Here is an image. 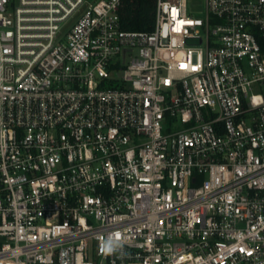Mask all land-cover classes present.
<instances>
[{
	"label": "built area",
	"instance_id": "built-area-1",
	"mask_svg": "<svg viewBox=\"0 0 264 264\" xmlns=\"http://www.w3.org/2000/svg\"><path fill=\"white\" fill-rule=\"evenodd\" d=\"M0 0V264H264V0Z\"/></svg>",
	"mask_w": 264,
	"mask_h": 264
},
{
	"label": "trees",
	"instance_id": "trees-1",
	"mask_svg": "<svg viewBox=\"0 0 264 264\" xmlns=\"http://www.w3.org/2000/svg\"><path fill=\"white\" fill-rule=\"evenodd\" d=\"M156 0H123L120 7L122 27L151 31L155 26Z\"/></svg>",
	"mask_w": 264,
	"mask_h": 264
},
{
	"label": "rangeland",
	"instance_id": "rangeland-1",
	"mask_svg": "<svg viewBox=\"0 0 264 264\" xmlns=\"http://www.w3.org/2000/svg\"><path fill=\"white\" fill-rule=\"evenodd\" d=\"M190 14L195 18L205 17V0H188Z\"/></svg>",
	"mask_w": 264,
	"mask_h": 264
}]
</instances>
